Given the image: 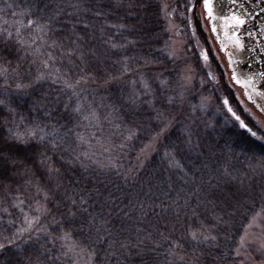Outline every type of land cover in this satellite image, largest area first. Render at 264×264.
<instances>
[{"label": "trees", "instance_id": "1", "mask_svg": "<svg viewBox=\"0 0 264 264\" xmlns=\"http://www.w3.org/2000/svg\"><path fill=\"white\" fill-rule=\"evenodd\" d=\"M171 40L161 0H0V264H245L264 135Z\"/></svg>", "mask_w": 264, "mask_h": 264}, {"label": "rangeland", "instance_id": "2", "mask_svg": "<svg viewBox=\"0 0 264 264\" xmlns=\"http://www.w3.org/2000/svg\"><path fill=\"white\" fill-rule=\"evenodd\" d=\"M161 1L172 36L168 51L171 58L178 64L184 87L190 89L197 83L225 81L228 89L233 92L241 112L264 135V111L258 101L237 82L230 64L232 51L230 48L226 49L225 44H222L217 35L221 24L215 25V19L213 15L209 17L203 6V0ZM195 23L199 24L200 29L198 31L195 28ZM203 100L206 108L215 106L212 98L206 97ZM215 108L221 112L218 106ZM156 148L157 141H154L147 148L145 156H150ZM30 200L33 201V197L30 196ZM33 204L35 209L30 207V204L27 206L34 212L37 211L39 216L36 218L30 216L27 220V227L29 233L35 234L45 228L46 211L40 205L39 200H34ZM243 237L244 242L241 244L240 241L239 251L245 264H264V247H261L264 244V214H258L253 218ZM65 245L74 258V264H93V257L69 237H65Z\"/></svg>", "mask_w": 264, "mask_h": 264}, {"label": "water", "instance_id": "3", "mask_svg": "<svg viewBox=\"0 0 264 264\" xmlns=\"http://www.w3.org/2000/svg\"><path fill=\"white\" fill-rule=\"evenodd\" d=\"M234 15L245 23L237 26ZM213 17L215 25L221 24L217 35L222 44L233 43L230 64L235 78L264 111V2L213 0Z\"/></svg>", "mask_w": 264, "mask_h": 264}, {"label": "snow or ice", "instance_id": "4", "mask_svg": "<svg viewBox=\"0 0 264 264\" xmlns=\"http://www.w3.org/2000/svg\"><path fill=\"white\" fill-rule=\"evenodd\" d=\"M233 3H235V0H233ZM203 6L207 10L209 17H212V15H213V0H203ZM231 19L235 21L237 26L243 25L245 23V21L243 19H241L240 17L235 16V15L233 17H231ZM213 30L215 31V29H213ZM237 82L239 83V81H237ZM33 135H34V133H33ZM253 135H255V134L253 133ZM243 242H244V237H241V244H243ZM0 247H2V246H0ZM261 247H264V244H262ZM239 254H240L239 249H237V255H239Z\"/></svg>", "mask_w": 264, "mask_h": 264}, {"label": "flooded vegetation", "instance_id": "5", "mask_svg": "<svg viewBox=\"0 0 264 264\" xmlns=\"http://www.w3.org/2000/svg\"><path fill=\"white\" fill-rule=\"evenodd\" d=\"M264 2V0H262ZM225 43L228 44V48H230L231 50H233V43L231 42V40H224ZM242 81H246V80H242Z\"/></svg>", "mask_w": 264, "mask_h": 264}]
</instances>
